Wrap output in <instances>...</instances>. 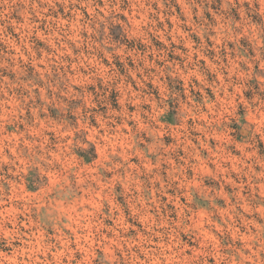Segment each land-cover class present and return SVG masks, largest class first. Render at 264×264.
Returning a JSON list of instances; mask_svg holds the SVG:
<instances>
[{
	"label": "clouds",
	"instance_id": "1",
	"mask_svg": "<svg viewBox=\"0 0 264 264\" xmlns=\"http://www.w3.org/2000/svg\"><path fill=\"white\" fill-rule=\"evenodd\" d=\"M0 264H264V0H0Z\"/></svg>",
	"mask_w": 264,
	"mask_h": 264
}]
</instances>
